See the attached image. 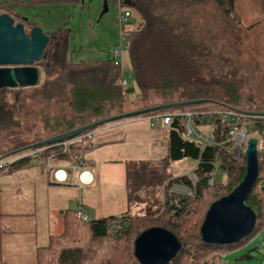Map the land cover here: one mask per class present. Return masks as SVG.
<instances>
[{
  "label": "trees",
  "instance_id": "16d2710c",
  "mask_svg": "<svg viewBox=\"0 0 264 264\" xmlns=\"http://www.w3.org/2000/svg\"><path fill=\"white\" fill-rule=\"evenodd\" d=\"M80 2L0 0V14L12 18L14 25H23L28 33L38 25L22 19L17 8L56 4L75 6ZM127 6L141 19L125 36L129 72L138 89L134 103L140 106L133 108L134 103L127 101L130 92L122 87L121 68L113 59L74 62L70 59L68 30L44 33L49 42L41 60L35 64L40 73L39 85L0 90V162L38 149L35 145L44 140L90 124L183 103L177 108L115 119L94 130L130 119L177 114L166 129L168 159L172 162L185 160L195 165L196 196L194 199L179 198L177 204L166 202L161 215L160 200L147 206L141 216L84 221L77 217L76 208L66 209L62 213V233L49 236L47 245L36 250L33 264H139L134 257V242L151 228L170 232L181 244L179 252L168 264H221L224 256L264 232V119L261 118L264 113V70L242 58L241 52L227 42L224 33L216 31L209 18L215 9L232 26L234 33L245 36V32L238 29L242 21L234 13L235 0H130ZM52 100L67 106L61 108L57 116L48 109ZM192 101L200 103L185 104ZM230 111L247 115L242 123L249 124V134L261 137L263 146L258 152V179L246 199V205L256 216L255 227L240 242L219 246L203 243L200 227L209 207L229 195L245 173L244 157L236 161L230 154L228 131L231 121L225 115ZM187 113L192 114L196 130L211 131L212 144L200 149L184 139L186 119L183 115ZM89 141L73 142L66 149L46 147L36 159H24L1 167L0 175L44 167L47 158L55 164H86L84 153L92 149ZM218 172L224 174L222 183L214 180ZM154 179L160 187L165 181L168 186L175 183L191 185L188 177L166 172L155 175ZM209 180H213V186L208 185ZM4 217L8 216L0 214V235L14 234L4 225ZM250 258L246 255L238 260Z\"/></svg>",
  "mask_w": 264,
  "mask_h": 264
},
{
  "label": "rangeland",
  "instance_id": "374dc122",
  "mask_svg": "<svg viewBox=\"0 0 264 264\" xmlns=\"http://www.w3.org/2000/svg\"><path fill=\"white\" fill-rule=\"evenodd\" d=\"M106 5L108 11L103 16V0H81L75 6H21L16 11L21 14L22 19L37 24L43 33L58 29L68 30L70 59L79 62L113 59L112 51L119 44L120 37H125L141 21L139 16L129 9L130 17L127 23L119 26L116 1L106 0ZM234 13L242 21L238 29L244 31L245 36L234 33L232 26L228 25L223 15L215 9L211 11L212 16L209 18L216 31L219 34L224 33L227 42L241 52L242 58L254 62L264 70V0H235ZM125 47L126 50L118 62L121 72L128 79L127 89L131 91L126 99L134 103L138 98V89L129 72L127 45ZM55 102H49L48 109L52 115L57 116L60 109L67 106ZM138 106L140 105L134 103L133 108ZM37 125L41 126L39 123ZM116 125L118 123L97 130L93 128L73 139L60 142L74 139L80 141L81 137L90 140L86 136H91L92 141L89 142L92 149L87 150L83 157L87 161L86 169L95 177L94 183L89 187L79 189L72 186H52L48 180L50 173L45 166L10 174L4 172L0 175V214L8 216L4 217L3 223L15 232L0 235V261L8 264L34 263L36 250L47 245L49 236L62 233L63 211L75 208L73 204L66 202L69 198L80 200L82 206H86L85 210L91 211V220L124 215L141 216L147 206L157 200L162 204V190L168 181L160 187L154 179L155 175L166 172L180 176L190 173L193 169V164L189 161L172 162L168 159L166 131L139 128L136 135L135 129H122L121 132L128 135L122 143H118ZM140 125L146 127V124ZM197 131L205 134L209 130L201 128ZM255 136L261 141L258 146L260 151L263 146L262 139L257 134ZM153 141L159 145L157 149H153ZM106 142L110 144L107 145ZM224 179L221 172L216 173L214 177L216 183H222ZM138 184L141 185L138 187ZM164 210L162 206L159 214H164ZM246 255L251 258L238 260ZM225 262L264 264V232L237 251L224 256L221 264Z\"/></svg>",
  "mask_w": 264,
  "mask_h": 264
},
{
  "label": "water",
  "instance_id": "95a60500",
  "mask_svg": "<svg viewBox=\"0 0 264 264\" xmlns=\"http://www.w3.org/2000/svg\"><path fill=\"white\" fill-rule=\"evenodd\" d=\"M101 16L107 11L103 0ZM49 37L40 28L32 27L28 33L21 24L14 25L8 15L0 14V90L35 88L40 82L38 63L48 45ZM131 92V91H129ZM200 101L185 103L198 104ZM180 104L164 105L148 111H137L114 117L52 137L37 144L51 146L63 140L73 139L82 133L115 119L138 116L149 111L177 108ZM264 117V113L261 114ZM258 138H249L244 151L245 173L239 185L227 196L215 201L207 210L200 227L201 240L205 244L227 246L247 237L255 227L256 216L246 205V199L259 175ZM181 244L170 232L151 228L134 242V257L139 264H168L179 252Z\"/></svg>",
  "mask_w": 264,
  "mask_h": 264
},
{
  "label": "built area",
  "instance_id": "2783aa9c",
  "mask_svg": "<svg viewBox=\"0 0 264 264\" xmlns=\"http://www.w3.org/2000/svg\"><path fill=\"white\" fill-rule=\"evenodd\" d=\"M117 5V18L119 26L127 23V19L130 17L129 7L127 3L130 0H115ZM125 37L121 36L119 44L113 49L112 57L115 65L120 66L118 59L122 58L123 51L126 50L125 47ZM129 78V77H128ZM121 85L123 88H128V79L121 72ZM231 121V128L228 131L229 142L231 143L230 154L233 160L239 161L244 155L246 142L249 139V136L255 134L248 133V123H242V121L247 117V115L243 112L238 111H230L225 114ZM178 116L177 114H158L153 115L151 117L146 118L151 127L156 125H160L163 129H169L173 117ZM185 117V132L184 139L194 143L200 149L203 148L204 145L212 144V133L211 131L202 134L194 128L192 124V114L187 113L183 115ZM264 119V117L261 116ZM86 138L91 140V136H86ZM81 139H85V137H81ZM78 140V139H77ZM76 139L72 141H66L65 143H58L51 145L59 146L66 149L73 142H77ZM260 141V140H259ZM261 143L259 144V146ZM50 146L39 147L38 149H34L18 155L17 157L5 160L0 162V168L6 167L14 162L21 161L24 159H36L43 151H45ZM193 164V163H192ZM193 164V169H194ZM45 167L47 171L51 174L54 182L61 185H68L72 187H77L79 189L83 187H88L93 183L92 174L86 169V165L84 163H80L78 165H69V164H55L52 162L51 158H47ZM193 169L190 173L184 174V176L188 177L191 185L179 184L175 183L173 185L168 186V183H165V186L162 190V206L163 210L165 209V203H175L177 204V199H194L196 196V177L193 173ZM209 186H213V180L208 181ZM77 217L81 220H88L90 218V213L85 210V208L77 204ZM226 264V263H224Z\"/></svg>",
  "mask_w": 264,
  "mask_h": 264
},
{
  "label": "crops",
  "instance_id": "0c3cea01",
  "mask_svg": "<svg viewBox=\"0 0 264 264\" xmlns=\"http://www.w3.org/2000/svg\"><path fill=\"white\" fill-rule=\"evenodd\" d=\"M140 124H146V127L145 126H141ZM118 126V143L119 142H123V140H125V137L128 135L127 133H125V132H121V130L122 129H131V130H134L135 129V132H136V135H137V133H138V131H139V128H143V129H146V130H148L149 131V129L150 130H161V131H166V129H163L160 125H156V126H154V127H151L150 126V124H149V122H148V120L147 119H142V120H140V119H135V120H128V121H124V122H118V125H116V127ZM136 137V136H135ZM155 138H157V136H155ZM93 139V138H92ZM167 140H168V136H167ZM90 141H92V140H90ZM154 142V146H153V149H157L158 148V144H157V142H155V141H153ZM107 143V145L108 144H110L109 142H106ZM102 145V144H101ZM29 170H32L31 168L29 169ZM92 177H93V183H94V181H95V177L92 175ZM48 180L50 181V185H52V186H65V187H71V186H68V185H61V184H58V183H56V182H54L53 181V179H52V176L50 175V174H48ZM92 183V184H93ZM91 184V185H92ZM90 185V186H91ZM89 187V186H88ZM75 188V187H74ZM83 188H86V187H83ZM66 202H70L71 204H73L74 206H75V208H76V205L77 204H80V205H82V202L80 201V200H71L70 198L69 199H67V201ZM81 202V203H80ZM66 207V206H65ZM83 207H86V206H83ZM89 210V209H88ZM87 210V211H88ZM90 214H91V211L89 210L88 211ZM22 216V215H21ZM0 264H8V263H6V262H4L3 260H1L0 261ZM30 264H33V263H30Z\"/></svg>",
  "mask_w": 264,
  "mask_h": 264
},
{
  "label": "bare ground",
  "instance_id": "6f19581e",
  "mask_svg": "<svg viewBox=\"0 0 264 264\" xmlns=\"http://www.w3.org/2000/svg\"><path fill=\"white\" fill-rule=\"evenodd\" d=\"M251 137H253V138H257L255 135H251V136H249V138H251ZM261 142V141H260Z\"/></svg>",
  "mask_w": 264,
  "mask_h": 264
}]
</instances>
